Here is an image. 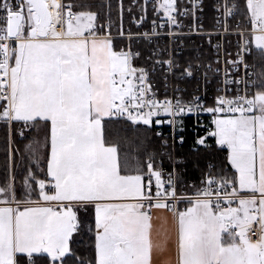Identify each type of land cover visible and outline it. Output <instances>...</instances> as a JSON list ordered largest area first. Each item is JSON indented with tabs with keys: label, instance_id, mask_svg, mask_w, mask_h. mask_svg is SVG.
I'll return each instance as SVG.
<instances>
[{
	"label": "snow or ice",
	"instance_id": "1",
	"mask_svg": "<svg viewBox=\"0 0 264 264\" xmlns=\"http://www.w3.org/2000/svg\"><path fill=\"white\" fill-rule=\"evenodd\" d=\"M188 3L152 0L159 17L152 31L168 27L173 38L186 35L175 30L185 27L180 17L190 18L189 31L206 34L211 43L213 35L230 34L229 21L242 7L252 25V39L243 40L236 59H225L224 87L211 105L199 95L185 97L167 75L161 95L151 73L166 64L168 73L183 79L204 67L207 81L208 71L221 72L219 42L213 45L214 69L212 61L198 59L177 73L181 66L171 56L137 67L140 53L116 43L124 38L123 0L116 34L110 19L105 30L97 11L74 10L80 6L65 0H0V122L11 161L0 179V264H264V74H239L241 66L249 67L253 43L264 57V0H217L216 28L207 33L199 22L202 0ZM104 6L110 16L111 0ZM148 7L149 0L128 5L138 26ZM139 35L151 39L152 33ZM204 113L212 117L204 125L211 131L197 137L196 150L212 148L210 136L226 152L218 161L206 160L191 191L181 190L180 173L175 167L165 172L155 152L129 158L106 136L109 122L126 118L148 131L167 124L173 139L184 143L183 117H197L199 126ZM16 124L22 126L17 130ZM16 131L21 138L34 134L25 145L29 164L19 183ZM84 237L92 249L88 256L78 247Z\"/></svg>",
	"mask_w": 264,
	"mask_h": 264
},
{
	"label": "built area",
	"instance_id": "2",
	"mask_svg": "<svg viewBox=\"0 0 264 264\" xmlns=\"http://www.w3.org/2000/svg\"><path fill=\"white\" fill-rule=\"evenodd\" d=\"M119 1V0H118ZM125 11L123 14V33L124 38L118 39L116 41L121 47L127 49L130 45L133 52H139V57H134V64L137 67H147L151 68L154 61L163 60L166 61L169 57H175L181 66L176 70H183V67L186 66V63L191 60L194 64L199 59L203 61L205 64L209 61L213 63V69L217 67L216 53L217 49L213 47L218 42L220 44L219 56L221 63L218 65L221 69L220 74H216L214 71H208L207 81L204 77V72L207 70L204 67H201L198 71L194 72V75L191 77H185L183 79H176V77L172 73L167 72L166 64H157L155 65V72L151 73L152 80L151 82L160 90L161 95L164 93V84L165 75L168 76L169 84H179V86L184 89L183 94L185 97H190L192 95H199L203 97L207 104L211 105L213 102V97L216 96L217 88L224 87L222 81L224 79L223 69L225 67L224 61L225 59H236V52L238 48L242 44L243 40H251L252 37L249 35V30L252 25L248 19L246 10L242 7L241 10L236 14L235 18L229 21V31L228 35H213L211 38V43H209V37L205 35H197L193 34L189 31L188 25L190 24V18L180 17L183 20L185 27L182 29H177L175 31H179L185 33L186 35H181L177 38H173L167 33L170 31L168 27L159 28L157 27L155 32L152 31V21L157 20L159 23V17L153 13L151 3L152 0H149L148 7V16L147 19L143 22V26H138L134 23L132 15L127 11V7L130 4L131 0H123ZM182 7H190L188 0H178ZM203 3V12L198 13L200 16V23L204 25V32H214L216 25L214 22V17L218 16L219 13L215 10L214 5L217 3V0H202ZM210 5V12L208 10V4ZM240 3L243 4V0H240ZM134 12L139 18V12L137 9H134ZM162 16V12L160 13ZM129 19V21H128ZM107 21L97 22L98 24H104L105 30H107ZM112 27L111 31L113 34H116L121 30V20L118 18L111 20ZM237 30H242L244 32V36L241 37L237 35ZM129 31L132 33V38L129 39ZM145 31L152 33L151 39H145L141 35ZM252 51L250 54L246 56V62L249 67L245 69L243 66L239 69V74L241 77H245L246 73H251L252 75L247 77L249 79H257L256 69L254 64L251 61V56L256 49L254 43L251 45ZM230 53V57H226L225 53ZM155 53V55H153ZM151 57V59H149ZM230 88H235V85H229ZM243 87V86H241ZM256 89L253 87L251 92H254ZM168 94L172 95L171 87H169ZM230 95L235 94L234 92H230ZM211 116L207 113L201 114L199 120L201 124L197 126L196 120L197 117L189 115L183 117L185 122V129L182 133L185 137V142L181 143L178 139H173L172 137V129L169 125L165 124L160 128H155V132H162L163 136H158L161 141V155L156 157V160L159 164L162 161V167L165 172H171L173 167L180 173L181 180V190L182 191H191V185L196 183L199 186V182L202 178L199 177L197 179L187 178L185 174L188 171V161L186 158L187 149H194L196 145V140L198 136H205V133H210L211 129L204 127L210 120ZM165 119H167L165 117ZM121 121H127L126 118L120 119ZM128 122V121H127ZM142 124V123H141ZM193 134V137L190 138V135ZM213 137H207V143H214ZM164 140H167V144L163 143ZM204 147V146H200ZM199 147V148H200ZM221 150H225L226 146H221ZM169 155L172 156V159H169ZM166 178V177H165ZM230 191V189H229ZM238 201H234L232 206H235ZM185 205L181 204L179 207L182 209ZM225 207H227V203L225 202Z\"/></svg>",
	"mask_w": 264,
	"mask_h": 264
},
{
	"label": "trees",
	"instance_id": "3",
	"mask_svg": "<svg viewBox=\"0 0 264 264\" xmlns=\"http://www.w3.org/2000/svg\"><path fill=\"white\" fill-rule=\"evenodd\" d=\"M65 2H71L80 6L74 10L97 11L100 15V19H98L97 22L118 18V0H111L112 10L110 16L108 14V9L104 6L106 0H65ZM210 5L211 4L209 3V12ZM251 61L255 66L257 79H260L262 74H264V57H261L259 52L255 50L251 56ZM21 126V124H16L15 128L18 130ZM33 135V133H26L27 138H21L18 131L14 132L12 135V138L15 141L13 148L19 149L15 156V164L17 165L15 168V175L18 183L23 179L29 164V157L25 145ZM106 136L109 140L118 142L121 154L123 155L126 153L129 158L139 155L141 159H144L146 151L155 152L156 157L161 155V141L160 138L155 135V130L148 131L141 124L133 126L127 121L113 120L106 125ZM6 137L7 129L5 125L0 122V179H3L7 173L6 165L11 163V161L7 160L5 154L7 148L5 143ZM192 137L193 134L190 135V138ZM211 145H213L212 148L200 147L199 150L187 149L186 158L188 161V171L185 174L187 178L197 179L203 176L206 171V160L213 158L218 161L224 157L225 151L221 150L215 145V143H212ZM78 247L81 250V254L86 256L92 254L88 237H84Z\"/></svg>",
	"mask_w": 264,
	"mask_h": 264
},
{
	"label": "crops",
	"instance_id": "4",
	"mask_svg": "<svg viewBox=\"0 0 264 264\" xmlns=\"http://www.w3.org/2000/svg\"><path fill=\"white\" fill-rule=\"evenodd\" d=\"M213 141H214V143H215V139H213ZM216 145V144H215ZM219 148H221V146L222 145H217ZM223 151H225L226 152V149L225 150H223ZM235 206H237V204L235 205ZM235 206H233V207H235ZM175 240V233H174V231H173V241ZM172 258H173V261H174V259H175V248H174V244H173V250H172Z\"/></svg>",
	"mask_w": 264,
	"mask_h": 264
},
{
	"label": "rangeland",
	"instance_id": "5",
	"mask_svg": "<svg viewBox=\"0 0 264 264\" xmlns=\"http://www.w3.org/2000/svg\"><path fill=\"white\" fill-rule=\"evenodd\" d=\"M141 125H142V124H141ZM28 142H29V141H28ZM28 142H27V144H28ZM27 144H26V145H27ZM27 154H28V153H27ZM28 157H29V156H28Z\"/></svg>",
	"mask_w": 264,
	"mask_h": 264
}]
</instances>
